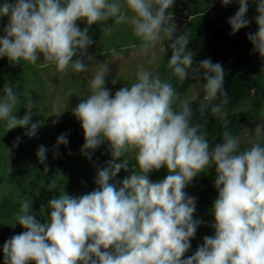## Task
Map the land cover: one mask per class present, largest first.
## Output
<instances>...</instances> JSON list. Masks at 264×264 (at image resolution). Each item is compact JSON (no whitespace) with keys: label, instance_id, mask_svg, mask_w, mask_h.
Returning a JSON list of instances; mask_svg holds the SVG:
<instances>
[{"label":"clouds","instance_id":"9594fccd","mask_svg":"<svg viewBox=\"0 0 264 264\" xmlns=\"http://www.w3.org/2000/svg\"><path fill=\"white\" fill-rule=\"evenodd\" d=\"M220 2L222 6L239 3L228 19L233 34L251 23L246 18L249 0ZM252 2L257 4L258 30L247 38L264 58V0ZM173 5L174 0H4L0 4V18L8 17L0 36V58L7 57L10 64L19 65L21 60L35 64L42 54L59 72L69 65L76 73L84 72L88 65L83 58L94 60L87 53L93 43L88 27L104 23L101 32L107 34L113 25L128 23L141 41L140 53L150 57L148 63L156 62L158 46L164 53L171 49L168 67L173 76L204 81L196 93L197 98L201 90L204 93L202 116L208 103L221 98L211 113L225 127L222 143L211 146L204 125L192 123V101L181 98L170 78L161 79L140 67L135 82L112 95L105 87L108 63H99L88 95L72 112L84 132L81 154L91 160V152L107 142L113 160L97 170L98 187L93 191L78 196L63 192L51 198L44 223L36 218L32 201L24 200L11 226L18 222L26 230L4 242V264H264V142L260 139L264 123L256 126L258 139L246 148L227 130L225 70L210 58L194 62V53L187 50L189 39L174 36L177 28L167 11ZM79 20L88 27L81 29ZM109 20L111 24L105 23ZM112 56V61H119L122 52L113 50ZM18 102L16 90L5 84L0 121L7 131L27 127L26 135L34 137L40 122H30L33 103L28 98V111L17 117ZM58 111L54 107V113ZM66 136L60 134L54 148L67 145ZM18 143L19 137L14 146ZM47 151L42 145L36 153L41 164ZM130 152L135 153L139 172L110 182L121 169L127 171ZM121 157L125 159L116 163ZM213 165L218 190L212 207L215 232L203 238L193 255L182 258L202 223L193 219L195 198L184 189ZM162 167L169 174L152 182L148 174Z\"/></svg>","mask_w":264,"mask_h":264},{"label":"trees","instance_id":"16d2710c","mask_svg":"<svg viewBox=\"0 0 264 264\" xmlns=\"http://www.w3.org/2000/svg\"><path fill=\"white\" fill-rule=\"evenodd\" d=\"M3 2L4 0H0V4ZM256 8L257 4L249 0L246 18L251 23L234 34L228 19L238 10L235 2L222 6L220 0H174V5L167 10L187 17L186 22L181 24L179 29V36L183 34L189 39L187 50L196 40H203L211 61L220 63L224 68V89L229 95L226 111L230 123L227 125V130L234 136L239 135L250 122L255 120L264 106V58L253 51V45L247 38V34L258 30L254 19L258 15ZM7 23V16L0 18V36L4 35L3 27ZM168 43L169 41H165V46ZM170 56L171 49L166 53L162 52V60L156 74H159L161 79L170 78L181 98L187 99L193 78L189 76L182 81L173 76L172 70L168 67ZM31 67L34 68V65L24 60L17 65L10 64L7 57L0 58V96L3 95L4 85L10 83L19 96L14 115L23 117L26 114L28 109L25 101L29 98L33 103L30 122H40L36 136L29 137L26 135L27 127L18 126L7 131L5 122L0 121V264H4L2 251L4 242L26 230L18 222L15 223V227L11 226L24 200L32 201L36 218L44 223L50 211L47 205L51 198L58 197L63 192L78 196L93 191L98 187L95 183L97 170L107 167L108 162L113 160L107 142L91 152V160L81 154L84 132L80 121L73 113L58 118L55 124L49 123L45 112L44 117L42 116L35 100L27 94L28 86L34 82L31 79ZM220 99L217 97L208 103L203 116L199 111L203 102L197 98L191 99L192 123L204 125L202 130L207 133V139L213 147L217 143H222V134L225 130L222 121L211 113V107L218 104ZM246 101L249 102V107L240 110ZM62 133H67L66 138L69 143L54 148L57 137ZM18 137L19 144L14 146ZM260 139L264 142V138ZM42 145L48 150L44 164L39 162L36 155ZM57 151L58 156L54 155ZM134 157V152L128 154L127 171L121 169L114 181L110 182L122 181L134 171L139 172ZM124 159L125 157H121L115 162L120 163ZM46 166L47 171H45ZM204 171L184 189L189 197L195 198L193 219L202 223L191 238L190 249L182 258L193 255L198 246L202 245L203 238L213 236L215 232L211 227L214 223L212 207L218 196V190L214 185L215 165ZM168 174L167 168L162 167L148 175L155 183ZM117 186L119 187V184Z\"/></svg>","mask_w":264,"mask_h":264},{"label":"rangeland","instance_id":"374dc122","mask_svg":"<svg viewBox=\"0 0 264 264\" xmlns=\"http://www.w3.org/2000/svg\"><path fill=\"white\" fill-rule=\"evenodd\" d=\"M235 4H237L238 9L239 3L235 2ZM168 12L172 16V22L177 28L174 36L178 37L180 26L186 22L187 17ZM105 23L111 24L112 21L109 20ZM77 25L81 29L88 27L83 20L77 21ZM104 26V23H96L88 27V34L93 43L88 47L87 53L93 56L94 60L88 61L86 57L83 58V62L88 65L84 72L76 73L71 65H69L67 71L59 72L54 63L43 60L42 54L39 60L33 64L34 68H30V72L32 73L31 79L34 82L28 86L27 94L35 100L38 110L42 113L43 117L45 112L50 124L60 117L73 113L72 109L78 105L81 99L86 98L90 91V81L99 63H108L110 71L105 78V87L111 89L112 95L121 87L130 86L134 83L136 73L140 67L152 71L154 75L156 74L162 60V52L159 51V46L157 48V60L154 64H150L148 63L150 57L140 53L141 41L134 35L130 24L113 25L112 31L107 34L101 32ZM113 50L122 52V58L119 61H112L114 59L112 56ZM188 50L194 53V62L210 58V53L203 40H196ZM76 58L73 57V59ZM203 83L202 79L199 81L193 79L187 96L188 100L197 98L196 93L202 89ZM203 96L204 93L201 90L197 99L205 103ZM57 106L59 111L54 113V107ZM247 107H249V102L246 101L242 104L240 110H244ZM59 113L61 114L56 116ZM261 123H264V106L259 116L236 136L241 141L242 147H250L251 143L258 139L255 136V128Z\"/></svg>","mask_w":264,"mask_h":264}]
</instances>
